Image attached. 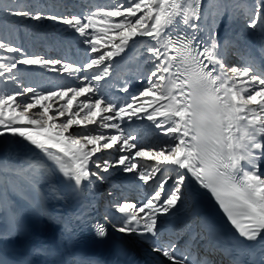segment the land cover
<instances>
[{"label": "snow or ice", "instance_id": "snow-or-ice-1", "mask_svg": "<svg viewBox=\"0 0 264 264\" xmlns=\"http://www.w3.org/2000/svg\"><path fill=\"white\" fill-rule=\"evenodd\" d=\"M262 6L264 0H257L255 12L246 9V16L251 17L249 29L264 33ZM226 11L230 21L235 18V10L222 0H208L206 5L204 0H119L114 6L99 7L82 18L34 11L24 0H0V15L61 24L65 26L63 31L73 36L79 34L82 45L86 46V58L80 65L28 55L3 38L0 24V52L7 53L0 55V78L15 85L11 92L0 89V138L18 137L34 146L46 158L36 164L37 169H45L50 161L77 186L85 181L91 183L90 178L98 176V172L90 170V164L105 173L119 166L125 173L138 174L143 185L156 180L155 190L146 199L142 198L139 206L137 203L116 206L115 211L121 215L115 218L113 227L120 233L156 237L158 217L177 208L186 180L194 178L211 192L240 235L255 241L264 233V178L258 171L264 148L257 141V136L264 134V69L254 65L226 66L216 39L218 33L212 30ZM138 13L143 14L138 16ZM116 17L119 21L113 22ZM209 18L212 27H205ZM178 24L183 27L176 31L174 26ZM202 31L211 35L197 40V34ZM130 42L133 48L141 46L142 62L151 63L152 69L143 76L138 94L123 97L106 94L101 82L110 76L114 57L125 53ZM178 51L183 52L186 63L195 64L198 74L219 86L216 91L221 98L229 101L251 126L250 139L238 163L222 159L205 164L193 157L190 136L183 124L191 91L185 74L174 63ZM18 65L66 73L79 83L47 91L21 87L13 72L19 71ZM120 91L129 93L127 83ZM65 97H69L66 103L59 104L50 115L53 103ZM80 97L83 99L76 103ZM58 118L63 119L57 122ZM133 118L150 123L137 124ZM74 126L80 128L79 134L69 132ZM141 127L156 138L154 145L138 147L137 134ZM108 129L116 134L103 131ZM114 148L124 154L114 159H101L97 155ZM254 150H260L259 154H254ZM245 164L251 170H246ZM166 172L174 175H165ZM16 175L27 186L34 187L33 175L28 170H17ZM96 235L104 238L107 228L98 225ZM154 250L162 252L174 264H185L184 260L174 258L170 247Z\"/></svg>", "mask_w": 264, "mask_h": 264}, {"label": "rangeland", "instance_id": "rangeland-1", "mask_svg": "<svg viewBox=\"0 0 264 264\" xmlns=\"http://www.w3.org/2000/svg\"><path fill=\"white\" fill-rule=\"evenodd\" d=\"M118 2L119 0H24V3L26 5H31L34 11L39 10L46 14H55L58 16L77 15L82 18L96 11L99 7L109 8ZM256 3L257 0H236V2L230 6L236 12L235 18L230 21L229 14L226 11L223 16L218 18L216 26L212 29L218 33L216 39L218 40L219 49L223 53L222 59L226 66L244 67L254 65L260 69H264V33L247 27L251 17L246 16V9H250L254 13ZM261 13L264 14V6L261 7ZM142 14L143 13H138L137 15L139 16ZM119 19L118 17L113 18V22H118ZM0 20L7 22L8 25H15L17 29V32H13L12 34L3 32V38L12 43L13 46L22 48L28 55L35 54L48 59H61L65 62H71L74 65H80L86 58V46L82 45V38L79 37V34L73 36L70 32L63 31L62 29L65 26L61 24L47 20H42L40 22L30 20L22 21L21 18L6 15H0ZM206 27H212L211 18L207 21ZM208 35H211V32H208ZM140 49V45L133 48L130 42V46L126 49L125 53L121 54L119 57H114L113 66L110 69V76L106 78V81L101 82L104 85L106 94L114 93L121 97L128 96L129 94H138L143 76L152 69L151 63L142 62L144 57L140 56ZM0 55H7V53L0 52ZM88 55H91V53H88ZM18 69L19 71L14 69L13 72L18 76V82L21 87H33L38 91L57 90L67 86H75L79 83L78 80L68 77L66 73L57 74L55 72H48L47 70L39 69L37 66L18 65ZM251 74L252 73L249 75ZM132 80L137 82L134 90L129 89V93L120 91L122 85ZM1 84H5V88H1L0 86V89L7 92H11L15 89L14 84L3 78H0V85ZM109 85H115V87H109ZM70 95L71 94H69V97ZM69 97H65L63 101L54 102L53 110H50L49 114L51 115L52 111H54L59 104L66 103ZM82 99L83 97L78 98L76 103H79ZM35 111L36 110H33V112ZM32 114L33 113H25V115ZM60 119L63 118H58L57 122H59ZM133 120L135 123L141 125L147 123L143 120L137 121L135 118H133ZM80 131V128L76 126L69 130V132H73L74 134H79ZM103 131L106 134H116L115 130L111 129ZM257 139L264 140V134H259ZM136 142L138 143V147H140L141 144L145 147H150L157 141L154 136L149 134L147 128L141 127L138 130ZM21 143L22 145L27 144L21 142V138L18 137L10 139L7 137L0 138V172H15L9 179L1 175L3 182H7L8 186L12 185V187L0 189V240L5 236L11 241L16 240L18 237L17 233H19V229L21 228L17 221L19 215L26 217L31 215L32 223L40 222L41 224L39 227L41 228H48L50 230L54 227L53 224L45 223L43 219L44 216H47L43 209V204L45 202L44 196L47 192V184L44 182L43 173L37 170L35 167L37 163H33L31 157L20 153V151H12L15 145ZM22 145L20 146L21 148ZM121 154L124 153L114 148L104 150V152L98 153L97 155L100 156L101 159H114ZM254 154L259 153L257 150H254ZM93 159H95V157ZM137 159L139 160L140 158ZM143 162L149 164L154 163L152 161ZM89 167L91 171L98 172V176H92L90 178L91 183L86 181V190L93 193L96 189H99L95 198L99 200L100 207H103V209L100 208V210L104 211L106 220L109 216H113L114 219L120 217L121 214L115 211L118 204L137 203V206H139V201L142 198L146 199L147 195L155 190L156 180H150L149 185H143V182L138 179V174L125 173L121 171L119 166L109 168L107 173L96 169L92 164H90ZM245 168L246 170H251L250 165L245 164ZM17 170H28V173L33 175L34 187L27 186L25 182L16 175ZM165 175L174 174L166 172ZM261 176L264 178V174H261ZM171 183L172 181H169V184ZM187 191L186 180L182 189L183 198L178 203L177 208L173 209L170 214L158 217L157 232L159 235L156 237V240L164 242V237H169L171 235L172 239L167 245L174 254L178 252V248L181 250L182 248L184 249V245H181L183 240V229L180 228L177 232H164L166 225L175 222L176 220L174 219L178 217L180 218L177 219V221L179 220L183 226H188L190 222L197 219L192 217L189 222L187 221L186 223L181 220L185 214L191 211L192 204ZM41 216H43V218ZM110 227L115 235L126 239L130 245L137 249L145 258H153L156 256L157 251L154 250V243L150 244L145 241L144 236H138L136 233H120L113 227V224ZM147 235L149 236L150 234ZM151 264L158 263L153 261Z\"/></svg>", "mask_w": 264, "mask_h": 264}, {"label": "bare ground", "instance_id": "bare-ground-1", "mask_svg": "<svg viewBox=\"0 0 264 264\" xmlns=\"http://www.w3.org/2000/svg\"><path fill=\"white\" fill-rule=\"evenodd\" d=\"M208 0H204L205 5L207 4ZM203 7V5H202ZM198 24H203V21H198ZM206 27V25H204ZM201 34V35H200ZM208 36V32H199L197 34L198 39H204ZM137 85V82L135 81H129L127 83V86L129 89H135V86ZM117 92V90H116ZM148 123V122H147ZM258 142L262 143V148H264V140L257 139ZM27 143V142H25ZM21 144L15 145L14 149L12 151H20V153L24 155H28L31 157V160H33V163H38L41 161H46V158L43 156L42 153H40L39 150L35 149L34 146H31L30 144H23L22 148L20 147ZM260 150H257L259 153ZM23 157V156H19ZM50 161H47V167L45 169H37L40 173H43L44 182L47 184L46 193L44 196V204L43 209L47 216H41L45 223L53 224L54 227L52 229L48 228H41L39 225L40 222H34L32 223L31 215L30 216H22L19 215L17 218V221L20 225V231L17 233L18 237L16 240L11 241L6 236V238H2L0 240V264H62L64 261H66V253L62 250V227L58 228L59 221L61 218V215H59L58 211V200H57V191L58 188L55 186V176L52 171V167L49 163ZM258 171L259 174H264V156H261V158L258 161ZM4 175V172H3ZM72 180V179H71ZM74 181V180H73ZM81 186L85 189L86 188V181L82 182ZM187 188H188V197L191 202V209L193 212H196L203 204H207L211 201L210 197V191L207 189H204L199 182L195 181L194 178L187 179ZM99 189H96L93 193L90 191L87 192L90 202L92 205L96 204L95 196L97 195ZM51 216V217H50ZM192 217V214L187 213L184 215V217L181 218V220L186 223L189 222L190 218ZM180 217L174 219L176 220L173 223H170L166 225L164 232H177L180 230V228H183L184 226L179 219ZM108 224L110 226L115 221L113 216H109ZM67 224V221L64 222V224ZM179 223V225H178ZM37 224V225H36ZM177 224V225H176ZM159 233L157 232L156 237H158ZM156 237H152L151 235L144 236L145 241L152 244L154 243L155 247L160 248H166L167 243H169L172 239V236L170 235L164 237V242L156 240ZM186 238V237H185ZM135 254L138 256L143 257V261L147 264H151L153 261L157 262L158 264H174L173 260H168L166 257L163 256L162 252L157 251L156 256L153 258L144 257L139 253V251L135 248H133L130 243L123 238H120ZM183 241V240H182ZM201 244H203L202 241H200ZM204 247V245H202ZM182 247V246H181ZM203 247L199 249V251H203ZM182 250H184L182 248ZM179 251L181 249L179 248ZM182 252V251H181ZM180 255V254H179ZM173 253V256L175 259H177V256ZM183 255V254H181ZM151 260V261H149ZM187 260V259H186ZM185 260V264H195L192 260ZM69 260H68V263Z\"/></svg>", "mask_w": 264, "mask_h": 264}, {"label": "clouds", "instance_id": "clouds-1", "mask_svg": "<svg viewBox=\"0 0 264 264\" xmlns=\"http://www.w3.org/2000/svg\"><path fill=\"white\" fill-rule=\"evenodd\" d=\"M174 63L185 74L191 91L190 106L183 124L190 136L193 157L205 164L231 159L238 163L250 139L251 126L234 106L216 91L218 85L198 74L195 64L185 62L182 51Z\"/></svg>", "mask_w": 264, "mask_h": 264}, {"label": "trees", "instance_id": "trees-1", "mask_svg": "<svg viewBox=\"0 0 264 264\" xmlns=\"http://www.w3.org/2000/svg\"><path fill=\"white\" fill-rule=\"evenodd\" d=\"M222 2L228 6H231L234 2H236V0H222ZM0 24L3 25V32L5 33H13V32H17L16 26L9 24L5 21L0 20ZM1 88H5V84H1L0 85ZM15 172L11 171L4 173V176L7 177V179H9V177H11L12 175H14ZM0 178H2V176L0 175ZM6 187L11 188L12 185L8 186L7 182H0V189H6Z\"/></svg>", "mask_w": 264, "mask_h": 264}]
</instances>
